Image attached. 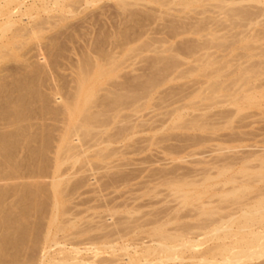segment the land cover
Segmentation results:
<instances>
[{
    "label": "rangeland",
    "instance_id": "obj_1",
    "mask_svg": "<svg viewBox=\"0 0 264 264\" xmlns=\"http://www.w3.org/2000/svg\"><path fill=\"white\" fill-rule=\"evenodd\" d=\"M259 1L221 10L207 0H193L189 8H183L181 0H161L162 4L126 0L124 6L118 0H8L3 4L0 0V117L17 103L27 106L20 122L8 124L0 118V135L20 130L36 142L41 137L50 141L46 162L43 156L26 164L28 152L21 148L19 166L15 173L10 169V176L0 158L2 208L10 220L20 214L22 200L32 198L27 200L31 213L27 211L23 219L27 231L15 235L16 242L25 237L20 241L27 240L22 244L26 248L19 251L21 257L13 244L12 250L4 249L3 264L31 260L32 264H64L62 259L78 264H141L137 261L142 252L156 247L150 242L152 229L164 226L170 233L175 226L192 223L195 227L206 212L215 214V219L224 217L225 233L232 235L217 239L224 229L216 235L193 234V241L199 237L194 249H179L178 256L163 263L197 264L190 257L208 248L238 247L241 236L231 222L264 198V0ZM232 9L244 10L247 21H233L238 26H232L233 19L226 15ZM221 39L226 45L216 49ZM189 48L192 53L184 54ZM240 69L254 76L238 88L233 80L239 78ZM107 71L111 73L106 75ZM153 78L156 84L148 89ZM213 82L233 85L228 91L220 90L219 96L237 90L233 98L244 92L251 99L215 104L205 92ZM246 87L250 89L243 91ZM133 92L136 98L130 97ZM89 96L96 117L87 120V128L80 127L81 104ZM118 97L137 107L118 109L111 121ZM75 102L78 109L70 117ZM104 102L107 108L98 106ZM191 117L206 120L204 128H178ZM105 120H109L106 128L96 127ZM207 121L213 129L208 130ZM122 129L127 137L121 141L115 135ZM112 135L115 139H106ZM39 142L33 145L40 146ZM101 153L114 156L102 159ZM40 159L43 168L38 167ZM55 181L58 188L51 185ZM258 251L243 254L235 248L232 252H238L239 259L232 253L231 262L224 264H264V246Z\"/></svg>",
    "mask_w": 264,
    "mask_h": 264
},
{
    "label": "bare ground",
    "instance_id": "obj_2",
    "mask_svg": "<svg viewBox=\"0 0 264 264\" xmlns=\"http://www.w3.org/2000/svg\"><path fill=\"white\" fill-rule=\"evenodd\" d=\"M8 0H2V4L3 3H6ZM125 1L126 0H118V2L120 3V4H122V6H124L125 5ZM150 1H152V2H157V3H161V0H150ZM165 2L167 1V0H164ZM172 1V0H171ZM182 2H181V4H182V6H183V8H189L190 6H192L193 5V3H195V2H193V0H181ZM196 1V0H195ZM208 2L209 1H214L215 3H216V6L215 7H217V8H219V9H221V10H224L227 6H229V7H231L232 5H235V4H241V3H245V2H253V3H260V1L259 0H239V2H237V3H235V1L234 0H207ZM199 2V1H198ZM163 3V2H162ZM161 3V4H162ZM167 3V2H166ZM165 3V4H166ZM20 4L22 5V2H20ZM1 2H0V8H1ZM130 7V6H129ZM236 7V6H235ZM228 8V7H227ZM233 8V7H232ZM230 9V8H229ZM242 9H244V8H242ZM226 11V10H225ZM241 11V9L240 10H236V11H234V9H232L231 11H227L226 12V15H227V17L228 18H230V19H233L232 20V26H234V25H237V24H239V23H241V22H246L247 21V14H246V16H245V12L244 13H242V12H240ZM225 14V13H224ZM247 18V19H246ZM233 21H236V22H238L237 24H233ZM252 23V22H251ZM251 23L249 24V25H251ZM254 24V23H253ZM242 25V24H241ZM248 25V26H249ZM238 26V25H237ZM234 27H236V26H234ZM242 27V26H241ZM247 27V26H246ZM244 28V27H243ZM169 29V28H168ZM246 29V28H245ZM170 30H172V29H170ZM174 31V30H173ZM174 32H177V33H181V32H179V31H174ZM175 34V33H174ZM182 34V33H181ZM173 35V34H172ZM126 37V36H125ZM224 40V39H223ZM219 41V40H218ZM222 41V39L220 40V42H217L215 45H214V47L216 48V49H219V48H223V46L225 47V42H221ZM230 43V42H229ZM230 45V44H229ZM196 47V46H195ZM208 47V46H207ZM209 47H211V46H209ZM208 47V48H209ZM185 48H186V46H185ZM198 48V47H197ZM190 49L191 48H189V49H187L186 51H184V54H187L188 55V53H192L191 51H190ZM224 49V48H223ZM227 49V48H226ZM189 50V51H188ZM192 50V49H191ZM195 50V49H194ZM193 50V51H194ZM197 50H199V49H197ZM196 50V51H197ZM183 54V55H184ZM241 70V69H240ZM234 72V71H233ZM109 73H111L110 71H107L105 74L106 75H108ZM251 73L252 72H248L247 70H244V69H242L241 70V72H239V74H240V76H239V78H237V80L238 79H240V83H238L237 84V80L235 81V80H233L235 83H233V81L231 82V84L233 83V85L236 87V85L238 86V88H241V86H243V85H245L247 82H248V80L249 79H251V78H253V76L254 75H251ZM222 74V73H221ZM220 75V74H219ZM217 77H218V74L216 75ZM221 76H223V75H220L219 77H221ZM216 77V78H217ZM158 79V78H157ZM232 79V78H231ZM235 79H236V77H235ZM150 80V79H149ZM155 81H157L156 79L154 80V78L153 79H151L150 81H149V83H150V85L151 86H149V88L147 87L148 85H146V87L148 88V89H150V87L152 88V87H154L155 85L154 84H156V83H154ZM224 83V82H223ZM231 84H225L224 85V87H222V83H220V82H213L212 84H210V85H208V87L209 88H207L206 90L207 91H205V90H203V92L205 91V92H207V93H210L211 95H209L210 97H211V102L213 101L215 104H217V103H227V102H231V104H235L236 102H238V101H240V103H241V100L243 101H249V99H251V98H248V96H247V93H245V94H243L242 93V95L240 96H237V97H235L234 96V98H233V94L237 91L236 89H238V88H235V92H234V90L231 92V96H230V99L228 100V95H226V94H222L221 96H222V100H221V102H220V99H221V96H219L218 95V93L220 92V90H222V89H224V88H228L227 89V91L228 90H230L231 89V87H232V89H233V85H231ZM239 84H241V85H239ZM152 85H154V86H152ZM228 85V86H227ZM231 85V86H230ZM261 85V84H260ZM225 86H227V87H225ZM250 87V86H249ZM249 87H246V88H244L245 90H243V91H246V89H247V91L251 88H249ZM147 88H146V90H147ZM230 88V89H229ZM209 90V91H208ZM256 90V89H255ZM202 92V93H203ZM226 92V91H225ZM251 94V93H250ZM147 95V94H146ZM204 96V95H203ZM209 96H207L206 98H204V97H202V98H200V99H202V100H206V99H208L209 98ZM220 98H219V97ZM130 97L131 98H136L137 97V93L136 92H133L132 94H130ZM199 97V96H198ZM223 97H226L227 99H223ZM91 99V96H89V97H87V98H85L84 100H83V102H82V107H83V109H82V114H81V116H80V118H79V122H80V127H83V126H85L86 128L88 127L87 126V120L88 119H92V118H94V117H96L95 115V113H93L92 111H91V109L93 108V103H92V101L90 100ZM216 99H219V101L218 100H216ZM124 100L125 99H123L122 97H118V99L116 100V102L114 103V109L111 111V112H114V114L113 115H111V121L112 120H115L116 118H117V114H118V109H129L130 108V106L131 105H126L127 104V102L126 103H124ZM201 100V101H202ZM224 100V101H223ZM228 100V101H227ZM179 101V100H178ZM200 101V100H199ZM218 101V102H217ZM23 102V101H22ZM78 102V101H77ZM77 102H75V104L73 105V107L72 108H70V111H71V114H70V117H72V115L74 114V112H75V110L76 109H78V103ZM211 102H209L210 104H211ZM20 103H21V101H20ZM25 103V102H24ZM105 103V102H104ZM197 102H195L194 104H196ZM208 103V104H209ZM214 103L213 104H211L212 106L214 105ZM131 104H133V103H131ZM203 103H201V105H202ZM206 104V103H205ZM208 104H206L207 106H209ZM238 104V103H237ZM250 104V103H249ZM251 104H253V103H251ZM26 104H16L15 105V108H14V110L12 111V112H8V111H5V115L3 114L1 117H2V119H4V120H6L7 122H8V124H10V122L11 123H15L16 121L18 122L19 121V118L21 117V116H23L22 114L20 115V113H23V111L27 108V106H25ZM200 105V104H199ZM200 105V106H201ZM206 105H204L203 104V106L206 108ZM23 106H25L26 108H24ZM95 106V105H94ZM98 106H101V107H104V109L105 108H107V106H108V104L107 103H105V104H99ZM135 106H136V104H135ZM232 106V105H231ZM238 106H240V104L238 105ZM243 106H245V105H243ZM242 106V107H243ZM246 106H247V104H246ZM112 107V106H111ZM127 107H129V108H127ZM133 107V108H132ZM137 107V106H136ZM136 107H134V104L131 106V109L133 110V109H135L136 110ZM199 107V106H198ZM211 107V106H210ZM248 107V106H247ZM194 108V107H193ZM196 109V108H195ZM201 109H203V108H201ZM236 109V108H235ZM130 110V109H129ZM131 110V111H132ZM177 110H178V108H177ZM205 110H207V109H205ZM102 111V110H101ZM168 111V110H167ZM173 111H174V109H173ZM181 111V110H180ZM179 111V112H180ZM202 111V110H201ZM204 111V110H203ZM179 112H178V114H179ZM205 112V111H204ZM240 112V111H239ZM181 113V112H180ZM219 113V112H218ZM236 113L238 114V110L236 111ZM97 114H100V112H98ZM101 114H103V116L106 114V112L104 111V112H101ZM175 114V113H174ZM165 115V114H164ZM204 115V114H203ZM176 116V115H175ZM180 116V115H179ZM197 116V115H196ZM0 117V118H1ZM201 117H203V116H201ZM200 117V118H201ZM192 118V117H191ZM194 118H195V120H194ZM194 118H192L193 120H187L186 122H182V124L180 125V126H178V128H183V129H192V130H194V131H200V130H202L203 128H204V123H205V121L206 120H202V119H198L199 117H194ZM22 119H23V117H22ZM197 119V120H196ZM199 120H202V121H204V122H202V123H199ZM208 120V119H207ZM173 121H175V120H173ZM211 121H213V120H211ZM20 122V121H19ZM97 123V122H96ZM160 123V122H159ZM108 124H109V120L107 121V120H105V121H100V122H98V125H96V127H100V128H106L107 126H108ZM210 124V128L208 129V127H206L208 130H211V129H213V127H214V125H213V127H212V124L211 123H209ZM209 124H208V121H207V124H205L206 126L208 125L209 126ZM92 126V125H91ZM158 126V125H157ZM160 126V125H159ZM212 127V128H211ZM127 128V127H126ZM177 128V127H176ZM128 129V128H127ZM127 129H125V130H127ZM207 129H204V130H207ZM215 129V128H214ZM123 130V129H122ZM121 130V131H122ZM175 130V129H174ZM191 130V131H192ZM120 131V130H119ZM124 131V130H123ZM128 132V131H127ZM129 133H133V132H129ZM129 133H128V135H129ZM43 134H48V133H43ZM117 135H115L116 137H118V134H119V139L122 141V138L123 137H127V133H126V131H124V132H119V133H116ZM214 135V134H213ZM41 136V135H40ZM45 136V135H44ZM114 135H112V138L110 137H108V138H106L107 140H109V141H112V139H115L114 137H113ZM130 136V135H129ZM193 136V135H192ZM46 137H48V135H46ZM70 138V137H69ZM166 138V137H165ZM183 138V137H182ZM197 138V137H196ZM215 138V137H214ZM237 138V137H236ZM37 139V138H36ZM35 138H30L29 136H27L26 134H24L23 132H21L20 130H17V131H14V132H12V133H7V134H2V135H0V158L3 160V162H4V164H5V166H6V168H5V166H4V168L5 169H8V171L6 170V172H7V174H8V176H10V169H11V171H13L14 173L16 172V170H17V168H18V166H19V158L17 157V154L19 153V150L21 149V148H25V153H26V151L28 152L27 153V156H26V158L24 159V162H26V164H29L30 165V163L32 164H34L35 162H36V158H38V157H40L41 159L43 158V156H44V154H46L45 152L46 151H48L47 150V148L49 147V142L50 141H47V139H42V137H41V140L43 141H41L39 138V140H38V142L39 141H41V143H40V146L39 145H36V147L34 146L36 143L38 144V142H36L37 140H36ZM117 139V138H116ZM125 139V138H124ZM161 139V138H160ZM201 139V138H200ZM203 139V138H202ZM208 139H209V137H208ZM213 139V138H212ZM36 140V141H35ZM166 140V139H165ZM204 140V139H203ZM243 140V139H242ZM106 141V140H105ZM115 141H117V140H115ZM114 141V142H115ZM198 141V140H197ZM202 141V140H201ZM204 141H206V140H204ZM236 141V140H235ZM46 142H48L49 144H47ZM102 142H104V141H102ZM199 142V141H198ZM208 142V141H207ZM107 143V142H106ZM109 143H111V142H109ZM108 143V144H109ZM113 143V142H112ZM116 143V142H115ZM158 143V142H157ZM34 144V145H33ZM153 144V143H152ZM199 144V143H198ZM48 145V146H47ZM156 145V144H155ZM183 145V144H182ZM38 146V147H37ZM174 148V147H173ZM170 152V151H169ZM115 153V152H114ZM114 153L112 154L111 153V155H107V154H105V153H101L100 154V157L102 158V159H104V158H106V157H110V156H114ZM193 153V152H192ZM191 153V154H192ZM104 156H103V155ZM195 154V153H194ZM107 155V156H106ZM199 155V154H198ZM254 155V154H253ZM259 155V154H258ZM247 156V155H246ZM46 156H44V158L42 159V160H44L45 159V161H43V162H46V158H45ZM222 157H224V156H222ZM250 157V156H249ZM234 158H235V156H234ZM241 158V157H240ZM252 158V157H251ZM39 159V158H38ZM40 159V160H41ZM232 159V158H231ZM238 159V158H237ZM246 159V158H245ZM257 159V158H256ZM42 160L40 161V163H37V164H39V166L36 164V166H38L39 168H43V166L42 165H44V164H42L41 165V162H42ZM212 160V159H211ZM33 161H35V162H33ZM39 161V160H38ZM37 161V162H38ZM209 161V160H208ZM215 161V160H214ZM231 161H233V160H231ZM239 161V160H238ZM59 162V161H58ZM196 162V161H195ZM199 162V161H198ZM227 162V161H226ZM201 163V162H200ZM198 164V163H197ZM208 164V163H207ZM210 164H212V163H210ZM222 164V163H221ZM224 164V163H223ZM228 164H230V163H228ZM227 164V165H228ZM231 164H233L232 162H231ZM264 164V163H263ZM41 165V166H40ZM225 165V164H224ZM251 165V164H250ZM248 167V166H247ZM256 167V166H255ZM258 167H260V166H258ZM175 168V167H174ZM254 168V167H253ZM263 168V167H262ZM196 169V168H195ZM178 170V169H177ZM208 170H209V168H208ZM12 172V173H13ZM174 172H176V171H174ZM178 172V171H177ZM188 172V171H187ZM206 172V171H205ZM204 172V173H205ZM223 172H224V170H223ZM223 172H221V173H223ZM203 173V174H204ZM206 174V173H205ZM212 174V173H211ZM263 175V174H262ZM8 176H6L5 178H7ZM160 176V175H159ZM195 176V175H194ZM254 176V175H253ZM255 176H258V175H255ZM190 177V176H189ZM10 177H8V179H9ZM165 178V177H164ZM173 178H175V177H173ZM253 178V177H252ZM4 179V178H3ZM170 179V178H169ZM172 179V178H171ZM2 179L0 178V181H1ZM162 180V179H161ZM200 180H201V178H200ZM197 181V180H196ZM253 181V180H252ZM255 181V180H254ZM193 182V181H192ZM256 182V181H255ZM169 183V182H168ZM251 184V183H250ZM53 187H57L58 185H59V183H58V181H55V182H53L52 184H51ZM191 185V184H190ZM170 186H172V185H170ZM180 187H181V185H180ZM248 187V186H247ZM58 188V187H57ZM175 188V187H174ZM184 188V187H183ZM186 188V187H185ZM53 190H54V188H52ZM178 189V188H177ZM219 189V188H218ZM32 190V189H31ZM233 190H235V189H233ZM261 190V189H260ZM259 190V191H260ZM244 191H245V189H244ZM258 191V190H257ZM2 192V193H1ZM0 192V264H3V261L2 260H4V259H2V256H4V254H3V252L5 253V251L7 252V250H4V249H9L10 248V245H12L13 244V246H14V248H13V250L15 249L16 250V248H19V250H18V255H19V253L21 254L22 252H19L20 250H22V248L23 247H25L26 245H22L23 243H27L26 241L27 240H23V241H25V242H23V243H21V241H20V238H19V241L18 242H16V236L15 235H19V234H22L23 232L25 233V230L27 231V229H26V226L24 225V223H23V219L25 218V215H26V212L27 211H29V209L30 208H32L31 206V202H28L27 200H32V198L30 199H27L28 197H30L31 195H28V197H26V199H23L22 201L23 202H21V203H23L22 205H21V208L19 209V211H20V214L18 215V217L15 219V220H10V215L7 213V212H5L4 210H3V208H2V204H3V202H4V194H3V191H1ZM55 192V191H54ZM241 192H243V191H241ZM26 193H28V192H26ZM230 193V192H229ZM232 194H234V193H236L235 191L234 192H231ZM3 194V195H2ZM9 194V193H8ZM30 194V193H29ZM57 194H59V193H57ZM181 194V193H180ZM260 194H261V191H260ZM259 194V195H260ZM6 195V194H5ZM26 195V194H25ZM24 195V196H25ZM55 195V194H54ZM183 195V194H182ZM7 196V195H6ZM253 196H254V194H253ZM33 197V196H32ZM177 197H179V196H177ZM213 197V196H212ZM212 197H210V198H212ZM250 197V196H249ZM252 197V196H251ZM26 200V202H24ZM238 200H236V199H233V203H236ZM241 201V200H240ZM241 203H242V201H241ZM251 203V202H250ZM35 205V204H34ZM33 205V206H34ZM248 205V204H247ZM228 206H230V205H228ZM224 207V206H223ZM241 207V206H240ZM264 207V198L263 199H258V201L254 204V206H252V208H250V209H248V210H246V211H243V213H242V215L240 216V219H238V220H235L236 222H234V221H232L231 222V224H235L236 225V228H237V230H238V235H240L241 236V240H240V244L238 245V247H228V246H226V245H217V246H213V247H211L210 249L208 248V251L205 253L204 252V254H202V255H198V256H191L190 258V261H195V263L197 262V264H224V263H228V261H230L229 259H231V258H229V255H231L232 253V255H233V257L236 255L235 253H238V252H232L235 248H239V253H251V254H256L257 253V251L259 250L260 251V249H262L263 248V246H264V241L262 242V240L264 239V236H262L261 234H263L264 233V216L263 215H261V211H262V208ZM233 208V207H232ZM219 209H221V208H219ZM35 210V209H34ZM210 211H212V209L210 210ZM30 212V211H29ZM236 212V211H235ZM28 213V212H27ZM31 213V212H30ZM170 213V212H169ZM263 213V212H262ZM187 214V213H186ZM234 214V213H233ZM176 215V214H175ZM213 215H215V214H212L211 212H206V213H204V214H202L201 215V217H202V219L200 218V223L198 222L197 224H196V226L195 227H192V223H191V226H185L184 227V225H183V227H181V228H177V226H175L176 228H175V230H173V232H170L169 233V231L168 230H165V229H163V227L164 226H159V227H157V228H154V230L152 229V233H151V240H150V242L151 243H156V247H152L151 245V247H148V248H146L143 252H142V257H140L139 259H138V261H137V263H141V264H161V263H163V262H165V263H167V261H169V260H171L172 261V257H174V256H178V250L180 249L181 251L183 250V249H185V250H187V251H189L190 252V250H192V249H194V247H195V245H194V243L196 244V240H198V238H195L194 236V238L196 239H194L195 241H193V239H191L192 238V235L193 234H195V236H197L196 234H198V232H209V233H211L210 235H216V233H219L220 231L222 232V230L221 229H224V228H226L225 227V225H224V223L227 221H225V222H223L222 221V218H224V217H218V218H216L215 219V217L213 216ZM182 215H180V217H181ZM186 216V215H185ZM221 216V215H220ZM163 217V216H162ZM191 217V216H190ZM210 218V217H212V221H207V219H205V218ZM227 217V216H226ZM233 217H235V216H233ZM232 217V218H233ZM172 218V217H171ZM184 218V217H183ZM214 218V219H213ZM171 220V219H170ZM173 220V219H172ZM209 220V219H208ZM210 220H211V218H210ZM231 220V219H230ZM154 221V220H153ZM155 222V221H154ZM178 222V221H177ZM170 223V222H169ZM165 224V223H164ZM167 225V224H166ZM181 225V224H180ZM230 224L228 223L227 224V227L229 226ZM131 226V225H130ZM174 226V225H173ZM120 227V226H119ZM134 227V226H133ZM138 227V226H137ZM179 227V226H178ZM174 227H171V229H173ZM124 229H125V226H124ZM128 229V228H127ZM235 229V228H234ZM117 230V229H116ZM144 230V229H143ZM197 231L196 233H193V231ZM227 230V229H226ZM225 229L223 230L224 231V234H222L223 236H221V237H217V239H221V238H225V239H227L228 237H230L232 234H229V233H225V231H226ZM229 230H231V229H229ZM118 231V230H117ZM147 231V230H146ZM235 231H236V229H235ZM124 232V231H123ZM24 233L22 234L23 236H24ZM113 233H115V232H113ZM125 233V232H124ZM27 234V233H26ZM149 234V233H148ZM202 234V233H201ZM105 235V234H104ZM127 235V234H126ZM209 235V234H208ZM220 235V234H219ZM26 236V235H25ZM200 236V235H199ZM207 236V235H206ZM246 236H249L248 238H245ZM26 237H28V235L26 236ZM109 236H107L106 238H108ZM117 237V236H116ZM119 237H121V235L119 236ZM202 237V236H201ZM210 237V236H209ZM212 237H214V236H212ZM236 237V236H235ZM23 238V237H22ZM22 238H21V240H22ZM25 238V237H24ZM23 238V239H24ZM105 238V239H106ZM237 238H239V237H237ZM140 239V238H139ZM145 239H146V237H145ZM209 239V238H208ZM207 239V240H208ZM212 239V238H211ZM216 239V238H215ZM216 239V240H217ZM33 240V239H32ZM36 240V239H35ZM34 240V241H35ZM91 240V239H90ZM98 240V239H97ZM100 240V239H99ZM30 241V240H29ZM110 242H111V240H109ZM113 241V240H112ZM115 241V240H114ZM137 241H138V239H137ZM226 241V240H225ZM228 241V240H227ZM21 244H20V243ZM91 242H93V241H91ZM95 242H99V241H95ZM109 242V243H110ZM134 242V241H133ZM149 242V241H148ZM203 242H204V240H203ZM242 242V243H241ZM29 243V242H28ZM144 243V242H143ZM233 243H235V242H233ZM22 246H20V245ZM30 244V243H29ZM34 244V243H33ZM56 244V243H55ZM145 244V243H144ZM199 244V243H198ZM232 244V243H231ZM230 244V245H231ZM121 245V244H120ZM134 245V244H133ZM21 248H20V247ZM29 246V245H28ZM36 246V245H35ZM149 246V245H148ZM95 247V246H94ZM198 247V246H197ZM26 248V247H25ZM28 248V247H27ZM141 248V247H140ZM50 249V248H49ZM77 249V248H76ZM90 249L92 250L93 249V247L91 248L90 247ZM95 249V248H94ZM10 250H12L11 248H10ZM81 250V249H80ZM97 250V249H96ZM100 250V249H99ZM23 251H24V249H23ZM78 251L79 250H75V252H77V254H78ZM85 251H89V250H86L85 249ZM133 251V250H132ZM139 251V250H138ZM199 251V250H198ZM236 251V250H235ZM258 251V252H259ZM263 251V250H262ZM91 252V251H90ZM184 252V251H183ZM182 252V253H183ZM193 252V251H192ZM137 253V252H136ZM3 254V255H2ZM75 254V253H74ZM89 254V253H88ZM92 254H94V255H97V254H95L94 252L92 253ZM138 254V253H137ZM181 254V253H180ZM185 254H186V252H185ZM73 255V254H72ZM109 255V254H108ZM157 256V257H155V259H148V257L150 256ZM217 255H219V257L220 258H217L218 256ZM162 256V257H161ZM250 256V255H249ZM5 257V256H4ZM16 256H14V260H16L17 259V257L15 258ZM19 257H21V255H19ZM119 257V256H118ZM149 257V258H150ZM236 257V256H235ZM239 257V256H238ZM238 257H236L237 259H239ZM245 257V256H244ZM258 257V256H257ZM44 258V257H43ZM68 258V257H67ZM19 259V258H18ZM21 259V258H20ZM30 259V258H29ZM89 259V258H88ZM101 259V258H100ZM181 258H179V260H180ZM241 259V258H240ZM31 260V259H30ZM83 260V259H82ZM86 260V259H85ZM111 260V259H110ZM110 260H108L109 262H111ZM123 260V259H122ZM128 261H130L129 260V258L127 259ZM126 260V261H127ZM153 260H157L156 261V263H153L152 261ZM175 260V259H174ZM31 261H34V260H31ZM31 261H29V264H32V263H34V262H31ZM103 261H104V259H103ZM102 261V262H103ZM182 261H184V260H182ZM16 263H17V260L15 261ZM60 262H63L64 264H78V263H76V262H73V260L71 259V260H69V259H62V260H60ZM71 262V263H70ZM97 262V261H96ZM131 262V261H130ZM170 262V261H169ZM168 262V263H169ZM179 262V261H178ZM231 262V261H230ZM85 263H87V262H85ZM108 263V262H107ZM171 263H173V262H171ZM177 263V262H176ZM181 263H183V262H181ZM188 263V262H187ZM58 264V263H57ZM79 264H83V263H79ZM88 264H91V263H88ZM102 264V263H101ZM104 264V263H103ZM125 264V263H124ZM164 264V263H163ZM191 264H194V263H191Z\"/></svg>",
    "mask_w": 264,
    "mask_h": 264
}]
</instances>
